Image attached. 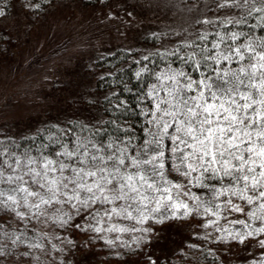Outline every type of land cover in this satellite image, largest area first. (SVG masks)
<instances>
[{"label":"snow or ice","instance_id":"snow-or-ice-1","mask_svg":"<svg viewBox=\"0 0 264 264\" xmlns=\"http://www.w3.org/2000/svg\"><path fill=\"white\" fill-rule=\"evenodd\" d=\"M206 7L213 15L173 33L180 42L157 52L159 61L143 57L154 67L135 73L150 81L138 85L135 105L117 96L119 114L107 121L0 141V211L22 225H0V256L11 254L9 244L23 246L41 264L33 250L50 255L63 251L53 240L73 243L56 228L94 233L109 248H130L127 234L138 247L153 232L149 221L195 217L212 229L206 241L264 237V0ZM135 108L143 138L121 120Z\"/></svg>","mask_w":264,"mask_h":264},{"label":"rangeland","instance_id":"rangeland-1","mask_svg":"<svg viewBox=\"0 0 264 264\" xmlns=\"http://www.w3.org/2000/svg\"><path fill=\"white\" fill-rule=\"evenodd\" d=\"M184 1L102 0L88 5L82 0H58L41 15L29 13L20 4L7 12L3 9L6 14L0 17V136L23 137L41 126L64 125L73 116L97 119L98 109L94 105H72L78 99L93 101L102 97L92 87L93 77L86 70L87 64L118 48L137 49L144 55L152 49L163 53L162 47L173 48L172 43L181 39L173 33L190 30L198 16L213 15L205 1ZM190 7L192 11L188 10ZM153 35L158 38L156 44ZM149 64L144 63L140 69L154 67ZM164 66L162 62L161 67ZM234 217L235 214L229 219ZM3 220L7 223L0 225L5 227H22L10 215L3 216ZM149 225L153 232L146 234L138 247L125 234L122 239L131 247L111 249L115 253L137 251L134 254H139L138 259L148 254L163 260L184 244L183 248L190 249L196 243L192 238L203 237L205 231L212 232L201 227L200 217L169 220L164 224L149 221L145 227ZM36 228L38 232L41 228L53 231L40 224ZM55 232L73 243L53 240L63 251L52 250L50 255L33 250L41 264H98L101 260L103 252L98 245L81 246V231L56 228ZM261 238L264 237L250 238L241 244L242 255L235 264H264V247L258 243ZM95 240L108 247L103 240ZM4 242L0 237V243ZM8 247L11 254L0 256V264H36L33 256L23 255L25 247L13 248L10 244ZM143 249L145 252H141Z\"/></svg>","mask_w":264,"mask_h":264},{"label":"trees","instance_id":"trees-1","mask_svg":"<svg viewBox=\"0 0 264 264\" xmlns=\"http://www.w3.org/2000/svg\"><path fill=\"white\" fill-rule=\"evenodd\" d=\"M58 0H0V8L4 9L6 12L15 4H20L23 7L28 9L29 13L37 12L38 15L43 14L48 7L53 5ZM102 0H82L85 4H90V2H96ZM105 1V0H104ZM207 2L211 5L212 0H185L184 2ZM214 6V5H213ZM152 40H155L157 43V36L153 35ZM148 43V41H146ZM179 42H173L174 46ZM161 45H163L161 43ZM162 47V46H161ZM165 49L171 48H163ZM160 50L152 49L149 54L144 55V53H138L137 49H126L118 48L111 52L105 53L102 56L96 57L91 63L87 64L86 70L90 72L93 77L92 87L96 93L102 95L98 100L85 101L78 99V103L74 102L73 106L84 105L85 107H90L94 105L98 109V118L92 120L91 122L95 123L99 119L107 121L108 119L113 118L119 113L116 110V97L119 96L121 101H125L130 105H135L137 102L133 97L139 94L140 88L144 87L150 81L147 80V74H144V78L137 79L135 73L140 70V66L149 61L143 59L144 56H148L150 60L159 61L160 57L156 56V53ZM139 61V63H137ZM151 64V63H150ZM149 64V65H150ZM138 85L140 88H138ZM125 86L131 88L132 91H125ZM112 103H109V101ZM144 104L141 103L140 107H143ZM137 115L130 118L129 116L121 117V120H130L134 123L136 128L137 135L141 138L144 136V133L141 130V125L144 122V117L139 115L140 108L134 109ZM100 111V112H99ZM69 121L75 122H84L88 123L90 120H85L81 116H73V118L68 119L65 124L61 125L64 127L68 125ZM53 126L45 125V127H39L40 129L35 132L24 134L23 137H11V136H0V141H3L5 145L8 144V141L15 140L20 143H26L23 138H31L36 135L38 131H43ZM6 214L0 211V224L7 223L3 220V216ZM83 240L81 241V246L85 245H98L103 252L101 260L98 264H149V259L155 261V264H235L242 255L241 244L237 241H207L200 237L192 238L196 243V247L191 245L190 249L183 248L186 244L182 245L180 248L168 254L167 258L163 260H157L159 257H151L146 255L140 259L136 258L139 254L137 251H127L115 253L111 248L105 247L102 243H98L95 238L94 233L81 232ZM199 244V245H198ZM134 250V249H132ZM146 249H143L141 252H145Z\"/></svg>","mask_w":264,"mask_h":264}]
</instances>
